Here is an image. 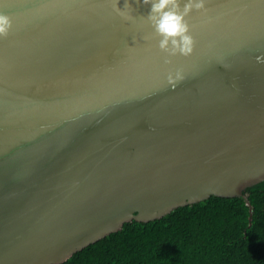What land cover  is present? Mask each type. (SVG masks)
I'll return each instance as SVG.
<instances>
[{"label":"water","instance_id":"95a60500","mask_svg":"<svg viewBox=\"0 0 264 264\" xmlns=\"http://www.w3.org/2000/svg\"><path fill=\"white\" fill-rule=\"evenodd\" d=\"M125 2L0 0V264H63L213 195L253 209L264 0L193 4L187 57L161 51L150 4Z\"/></svg>","mask_w":264,"mask_h":264},{"label":"trees","instance_id":"16d2710c","mask_svg":"<svg viewBox=\"0 0 264 264\" xmlns=\"http://www.w3.org/2000/svg\"><path fill=\"white\" fill-rule=\"evenodd\" d=\"M245 194L252 210L241 197L213 195L157 220L127 222L63 264H264V181Z\"/></svg>","mask_w":264,"mask_h":264},{"label":"clouds","instance_id":"9594fccd","mask_svg":"<svg viewBox=\"0 0 264 264\" xmlns=\"http://www.w3.org/2000/svg\"><path fill=\"white\" fill-rule=\"evenodd\" d=\"M139 3V0H137ZM143 4L151 5V10L148 19L153 22L156 32L163 37L160 41L159 48L165 51L168 48L169 41L173 46L171 55H176L177 52L185 57L193 52L194 41L189 35V26L185 23V16L192 10L193 4L197 10L204 8V0H188L185 4L183 13L179 11L178 0H143ZM125 6L130 8L131 5L126 0ZM131 18V17H129ZM11 27L10 19L3 14H0V36H6ZM170 61H166L169 63ZM182 79L180 72L176 73L175 80ZM172 75H169V83L175 82Z\"/></svg>","mask_w":264,"mask_h":264}]
</instances>
